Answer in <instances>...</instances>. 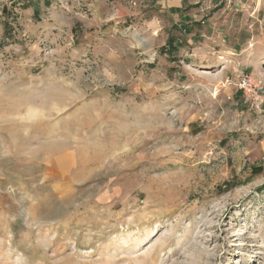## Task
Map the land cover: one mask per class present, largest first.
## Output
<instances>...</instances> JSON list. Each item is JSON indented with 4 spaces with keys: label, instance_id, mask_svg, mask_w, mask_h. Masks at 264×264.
<instances>
[{
    "label": "rangeland",
    "instance_id": "rangeland-1",
    "mask_svg": "<svg viewBox=\"0 0 264 264\" xmlns=\"http://www.w3.org/2000/svg\"><path fill=\"white\" fill-rule=\"evenodd\" d=\"M0 264H264V0H0Z\"/></svg>",
    "mask_w": 264,
    "mask_h": 264
},
{
    "label": "bare ground",
    "instance_id": "bare-ground-1",
    "mask_svg": "<svg viewBox=\"0 0 264 264\" xmlns=\"http://www.w3.org/2000/svg\"><path fill=\"white\" fill-rule=\"evenodd\" d=\"M136 39H137V41H138V43L140 44V45H146L145 43V40L143 39V38H141V37H138V36H136ZM146 47V46H145Z\"/></svg>",
    "mask_w": 264,
    "mask_h": 264
}]
</instances>
